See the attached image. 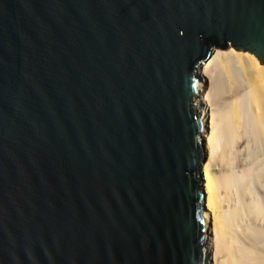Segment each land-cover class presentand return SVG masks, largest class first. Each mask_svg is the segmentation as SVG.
I'll return each mask as SVG.
<instances>
[{
    "label": "water",
    "instance_id": "95a60500",
    "mask_svg": "<svg viewBox=\"0 0 264 264\" xmlns=\"http://www.w3.org/2000/svg\"><path fill=\"white\" fill-rule=\"evenodd\" d=\"M264 65V0H0V264H203L197 65Z\"/></svg>",
    "mask_w": 264,
    "mask_h": 264
},
{
    "label": "bare ground",
    "instance_id": "6f19581e",
    "mask_svg": "<svg viewBox=\"0 0 264 264\" xmlns=\"http://www.w3.org/2000/svg\"><path fill=\"white\" fill-rule=\"evenodd\" d=\"M195 74L206 151L199 166L203 264H264V65L253 53L228 45L212 49ZM257 147L263 169L256 176ZM260 179L262 200L255 191Z\"/></svg>",
    "mask_w": 264,
    "mask_h": 264
},
{
    "label": "rangeland",
    "instance_id": "374dc122",
    "mask_svg": "<svg viewBox=\"0 0 264 264\" xmlns=\"http://www.w3.org/2000/svg\"><path fill=\"white\" fill-rule=\"evenodd\" d=\"M260 148H261V147H257V151H258L257 154H256V155L258 156L257 159L260 158V156H262V153H261V152H262V151H261L262 149H260ZM259 150H260V151H259ZM260 153H261V155H259ZM205 158H206V151H205V155H204V159H205ZM262 158H263V156H262ZM204 159H203V160H204ZM203 160H202V161H203ZM258 160H259L258 163L255 162V164L253 165V166H254V167H253V171L256 172V176H257L258 173L260 174L261 171H262V169H263L262 159H258ZM202 161H201V162H202ZM261 168H262V169H261ZM260 170H261V171H260ZM262 183H263V182H262V179L257 180L256 183H255V185H256L257 187L260 186L259 188H257V187L255 186V188H256L255 191H258L259 194H258V193H256V194H257V197H258V198H261V200H262V197H263V190H262V186H263V185H262ZM261 185H262V186H261ZM259 191H260V192H259ZM261 192H262V194H261ZM205 233H206V232H204V239H203V242H204V243H203V245H204L205 242H206V239H205Z\"/></svg>",
    "mask_w": 264,
    "mask_h": 264
}]
</instances>
